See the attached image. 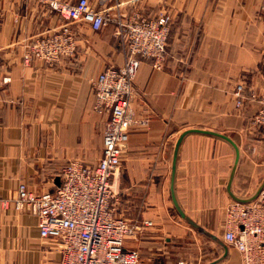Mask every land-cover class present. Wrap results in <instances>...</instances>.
I'll return each instance as SVG.
<instances>
[{
	"label": "crops",
	"instance_id": "1",
	"mask_svg": "<svg viewBox=\"0 0 264 264\" xmlns=\"http://www.w3.org/2000/svg\"><path fill=\"white\" fill-rule=\"evenodd\" d=\"M116 1L127 14L154 16L166 9L172 15L163 68L144 59L135 80L132 107L138 120L148 122L131 127L122 186L119 173L112 180L125 218L137 228L127 240L148 247L146 253L140 247L141 254L164 264H206L224 249L212 248L213 257L206 259H184V234L166 235L190 225L172 199L175 145L188 128L224 133L240 148L231 191L248 198L264 181V133L253 123L258 105L245 98L238 106L236 95L239 85L245 96L264 89V0ZM65 21L37 0H0V200H13L22 182L36 193L54 191L69 160L94 165L103 153L111 113L96 106L93 80L106 67L124 63L113 25L96 31L88 22L72 23L76 54L54 66L23 60L28 44ZM235 155L230 142L203 132L188 133L178 152V202L221 237L225 208L234 200L228 184ZM38 224L27 209L0 206V264H60V240L42 237ZM240 261L229 246L218 264Z\"/></svg>",
	"mask_w": 264,
	"mask_h": 264
},
{
	"label": "built area",
	"instance_id": "2",
	"mask_svg": "<svg viewBox=\"0 0 264 264\" xmlns=\"http://www.w3.org/2000/svg\"><path fill=\"white\" fill-rule=\"evenodd\" d=\"M37 1L48 4L66 21L27 45L26 64L39 60L52 65L73 56L77 38L71 24L77 22H88L96 31L114 23L115 34L126 46V57L121 66L106 67L93 80L96 106L111 113L98 162L92 165L81 158L71 159L54 191L36 193L22 182L18 195L11 201L0 200V206L12 204L17 211L27 209L37 215L40 235L60 240V264H139V252L126 245L137 228L116 215L112 180L128 148L131 127L148 122L138 120L132 108L135 80L144 59L163 68L172 16L168 12L155 17L137 11L127 14L125 6L114 0H98L97 4L91 0ZM243 92L239 85L238 105L244 102ZM249 97L258 103L253 121L264 127V89ZM224 226L222 238L239 252L240 264H264V188L254 200L230 202Z\"/></svg>",
	"mask_w": 264,
	"mask_h": 264
},
{
	"label": "rangeland",
	"instance_id": "3",
	"mask_svg": "<svg viewBox=\"0 0 264 264\" xmlns=\"http://www.w3.org/2000/svg\"><path fill=\"white\" fill-rule=\"evenodd\" d=\"M264 2V1H263ZM263 5V3H262ZM262 5H261V10L262 9ZM264 11V10H263ZM139 12V11H137ZM160 12H168L170 13L168 10L164 9V10H160L158 11L156 14H154V16H146L144 14H141L146 16V17H155L157 14H159ZM171 14V13H170ZM172 16V15H171ZM64 19V18H63ZM63 24V23H62ZM109 25H113L114 29H113V33L114 35L116 36V38L118 39V45L119 47L121 48V50L123 51L124 53V57H126V46L123 44V42L117 37V35L115 34V24L114 23H110L108 25H106L105 27L109 26ZM172 27V26H171ZM171 31V30H170ZM76 54V52H75ZM264 55V54H263ZM71 57V56H70ZM23 60H24V56H23ZM57 63V62H56ZM56 63L52 64L51 66H54ZM136 89V87H135ZM245 91V90H244ZM244 93V92H243ZM136 94H137V91H136ZM250 96V95H249ZM249 96H245V98H247V101H252V102H256L254 100H252ZM136 98V95L134 97V99ZM238 98V97H237ZM244 98V101L246 100ZM134 99L132 101V105H133V102H134ZM250 99V100H249ZM238 101V100H237ZM257 103V102H256ZM243 104V103H242ZM241 104V105H242ZM238 105V104H237ZM241 105H238V106H241ZM258 105V103H257ZM133 108V107H132ZM258 110V109H257ZM135 112V111H134ZM257 112V111H256ZM136 114V113H135ZM254 125L256 126V128H258L259 131H261L262 133H264V127L253 122ZM131 133V131H130ZM130 138V136H129ZM129 142V141H128ZM264 153V151H263ZM125 155L123 156V159H122V163L120 165V168H119V171H118V176H119V185L120 187L122 186V179H123V165H124V161H125V158L128 156L129 154V148H127L126 152L124 153ZM120 189H119V192L116 194V196L112 199V201L115 203V213L116 215H119V216H122V217H126L127 214L123 212V207H122V201H121V194H120ZM150 223V222H149ZM186 226V229H177V228H172L171 229V232H169L168 234H166L167 236L169 237H178L180 234H184V240L183 243H184V250L183 252H181L179 254L180 257H183L184 259L187 258L188 256L192 255L193 257H202L205 259L206 258H209V257H213V253H212V248H219L220 250H223L222 246H220L217 242H215L213 239H211L210 237L202 234L201 232H199L198 230L192 228L190 225ZM212 232H214L213 230H211ZM215 234H218L217 232H214ZM219 235V234H218ZM133 236V235H132ZM131 236V238H132ZM220 236V235H219ZM130 238V237H129ZM127 243L126 245H128L129 247H133L135 248L138 252H139V255H140V262L139 264H164L163 263V260L162 259H149L147 258L145 255L143 256V254H141V250L139 249L141 247L142 249V252L146 253L148 252L150 249L148 247H145V246H140L138 247L134 241V239H129V240H126ZM162 241H164L165 243V240L164 238H162ZM171 258V257H170ZM172 261V263L174 262V260H172V258L170 259V262ZM171 264V263H170Z\"/></svg>",
	"mask_w": 264,
	"mask_h": 264
},
{
	"label": "water",
	"instance_id": "4",
	"mask_svg": "<svg viewBox=\"0 0 264 264\" xmlns=\"http://www.w3.org/2000/svg\"><path fill=\"white\" fill-rule=\"evenodd\" d=\"M190 132H203V133H209V134H213L216 136H219L221 138H224L225 140H227L228 142H230L234 149H235V161H234V165L231 171V175H230V179H229V184H228V188L230 191L231 196L234 198V200L240 201V202H249L251 200H254L259 193L261 192V190L264 188V181L262 182V184L259 186L258 190L256 191V193L248 198H242L239 197L237 195H235L231 189L230 186L232 184V180L234 177V173L236 171V167L239 163L240 160V148L238 146V144L228 135L221 133V132H217L214 130H209V129H202V128H188L186 130H184L175 145V150H174V156H173V163H172V176H171V192H172V199H173V203L177 209V211L179 212L180 216L186 220L194 229L198 230L199 232H201L202 234L210 237L211 239H213L215 242H217L220 246L223 247L224 249V253L222 254V256H220L219 258L208 262L206 264H218L221 261H223L228 253H229V245L223 240V238L221 236H219L218 234H215L214 232L208 230L207 228H205L204 226H202L200 223H198L196 220H194L190 215H188L183 208L181 207L180 203L178 202V199L176 197V193H175V175H176V164H177V159H178V152H179V148L180 145L184 139V137L190 133Z\"/></svg>",
	"mask_w": 264,
	"mask_h": 264
}]
</instances>
